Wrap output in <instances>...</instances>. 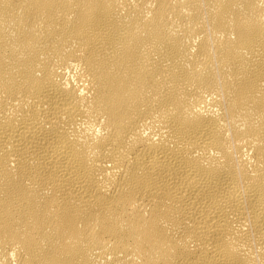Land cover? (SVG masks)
Here are the masks:
<instances>
[{
	"label": "bare ground",
	"instance_id": "obj_1",
	"mask_svg": "<svg viewBox=\"0 0 264 264\" xmlns=\"http://www.w3.org/2000/svg\"><path fill=\"white\" fill-rule=\"evenodd\" d=\"M0 264H264V0H0Z\"/></svg>",
	"mask_w": 264,
	"mask_h": 264
}]
</instances>
